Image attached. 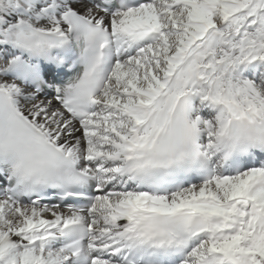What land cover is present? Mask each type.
Listing matches in <instances>:
<instances>
[{
    "label": "snow or ice",
    "instance_id": "1",
    "mask_svg": "<svg viewBox=\"0 0 264 264\" xmlns=\"http://www.w3.org/2000/svg\"><path fill=\"white\" fill-rule=\"evenodd\" d=\"M0 264H264V0H0Z\"/></svg>",
    "mask_w": 264,
    "mask_h": 264
}]
</instances>
